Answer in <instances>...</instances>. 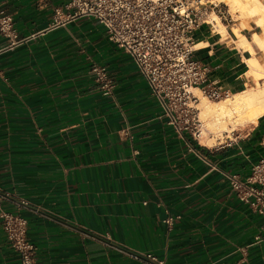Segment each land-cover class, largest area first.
Listing matches in <instances>:
<instances>
[{"label":"crops","instance_id":"crops-1","mask_svg":"<svg viewBox=\"0 0 264 264\" xmlns=\"http://www.w3.org/2000/svg\"><path fill=\"white\" fill-rule=\"evenodd\" d=\"M67 2L0 0L23 39L0 35V213L26 220L34 264H264V219L225 178L264 159V114L216 146L177 134L131 58ZM212 26L194 31L192 59L207 83L247 90L251 54ZM0 264H20L1 225Z\"/></svg>","mask_w":264,"mask_h":264},{"label":"built area","instance_id":"built-area-1","mask_svg":"<svg viewBox=\"0 0 264 264\" xmlns=\"http://www.w3.org/2000/svg\"><path fill=\"white\" fill-rule=\"evenodd\" d=\"M201 1L68 0L64 5L70 17H91L104 28L108 40L133 61L167 125L177 134L189 133L196 142L202 125L196 108L199 100L193 90L197 89L208 101L231 96L229 90L207 83V67L191 57L194 31L204 24L213 27L207 19L208 8ZM215 8L217 5L213 4L211 9ZM59 12L56 9L55 15ZM0 35L7 41V49L23 41L14 29L12 17L1 9ZM91 73L103 95H109L113 83L106 67L93 65ZM225 178L236 198L264 219V159L256 162L244 179L237 174H228ZM170 221L168 218L165 222L170 224ZM0 225L20 264H34L35 247L27 238L26 220L1 212ZM145 258L147 264H165L151 255Z\"/></svg>","mask_w":264,"mask_h":264},{"label":"bare ground","instance_id":"bare-ground-1","mask_svg":"<svg viewBox=\"0 0 264 264\" xmlns=\"http://www.w3.org/2000/svg\"><path fill=\"white\" fill-rule=\"evenodd\" d=\"M228 3L229 5L231 4L233 9L236 7L242 9L240 14L243 15V17L245 15L247 17V15L252 13V15H254V12H256L255 14L258 13L256 11L258 5L256 0H230ZM240 9H238V11H240ZM210 22L214 25L213 31L224 38L226 36V30L225 27L218 22V18L213 16ZM238 31L235 29L234 32L235 36L239 39L235 42L236 47L245 49L251 54V57L245 60L248 69L246 76L253 77L255 80L264 79V71H262L258 60L253 56L251 40L245 39L238 34ZM252 36L254 38V35ZM254 40L258 42L259 47L264 49V35H255ZM197 91V89L193 90L194 93H197ZM203 99L199 101V109L203 116L208 119L210 130H214L212 133L232 132L238 124L246 125L255 123L257 119L264 114V82L259 83L255 88H249L243 92L231 94L230 99H225L211 105H207ZM201 135L202 133L200 132V136ZM206 144L211 145L212 141H207Z\"/></svg>","mask_w":264,"mask_h":264},{"label":"rangeland","instance_id":"rangeland-1","mask_svg":"<svg viewBox=\"0 0 264 264\" xmlns=\"http://www.w3.org/2000/svg\"><path fill=\"white\" fill-rule=\"evenodd\" d=\"M256 1L257 4L259 5V6L257 5L256 11L259 14L258 13L255 14L256 12H254V15H252L253 14L252 13L250 15H247V17L246 15L243 17V15L240 14V12H242V9L237 7H236L237 9L236 8L233 9V7H231V4L229 5L228 3L230 2V0H202L201 2L208 8L209 16L207 19L209 21L211 18H213V16H216L218 18V22H220L224 26L227 25L228 29H231L233 33L235 32V29L237 31L239 30L238 34H240L249 41L251 40L250 42L253 48V54H254L253 56L258 60L259 64L261 65L262 71H264V49L259 47L258 42L254 40L255 35H259V36L264 35V20H262L264 19V11H262L264 10V0H256ZM213 4L217 5V8H215L214 10L211 9ZM238 9H240V11H238ZM252 35H254V38ZM238 40L239 39L237 38V41ZM255 81L256 83L253 84L252 86H249L248 89L255 88L258 86L260 80H255ZM193 94L198 98L199 101L203 99L199 91H197V93L193 92ZM230 98L231 96L227 99ZM203 100H205L207 105L209 104L211 105L216 102H221L225 99H222L220 101H208L204 98ZM199 103L196 106L199 112V119L202 125L201 127L202 135L200 136L199 142L205 144L206 146L211 147V146H216L219 143H224L225 141L233 138L235 133L242 131L244 128H247L250 125V124H246V125L238 124L232 132H227V133L222 132V133L214 134L212 133L214 132V130L211 131L209 128L208 119L203 116L201 110L199 109ZM207 141H212V144L207 145L206 144Z\"/></svg>","mask_w":264,"mask_h":264}]
</instances>
